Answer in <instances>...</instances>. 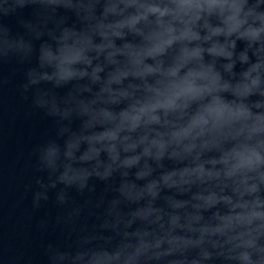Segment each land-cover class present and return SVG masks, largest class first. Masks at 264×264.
<instances>
[{
  "label": "clouds",
  "instance_id": "9594fccd",
  "mask_svg": "<svg viewBox=\"0 0 264 264\" xmlns=\"http://www.w3.org/2000/svg\"><path fill=\"white\" fill-rule=\"evenodd\" d=\"M10 61L47 264H264V0H0Z\"/></svg>",
  "mask_w": 264,
  "mask_h": 264
},
{
  "label": "water",
  "instance_id": "95a60500",
  "mask_svg": "<svg viewBox=\"0 0 264 264\" xmlns=\"http://www.w3.org/2000/svg\"><path fill=\"white\" fill-rule=\"evenodd\" d=\"M9 23L15 26L14 21ZM0 77L6 78L0 84V264H47L45 244L53 241L63 246L66 241L58 227L39 231L37 220L45 212L51 218L56 209L49 201L32 210L24 186L36 174L32 149L51 134L52 124L38 110L31 112L28 101L19 96L17 85L23 75L14 62L0 63Z\"/></svg>",
  "mask_w": 264,
  "mask_h": 264
}]
</instances>
